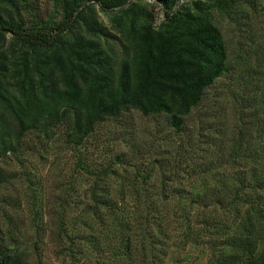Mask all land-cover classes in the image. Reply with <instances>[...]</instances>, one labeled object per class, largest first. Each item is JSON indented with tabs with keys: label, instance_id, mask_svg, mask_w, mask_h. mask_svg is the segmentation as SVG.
Here are the masks:
<instances>
[{
	"label": "trees",
	"instance_id": "trees-1",
	"mask_svg": "<svg viewBox=\"0 0 264 264\" xmlns=\"http://www.w3.org/2000/svg\"><path fill=\"white\" fill-rule=\"evenodd\" d=\"M153 1L162 12L157 23L146 0H58V18L39 13L35 0H0V159L20 154L25 137L41 141L56 134L90 173L80 157L86 137L97 123L130 109L164 115L176 130L196 110L197 135L213 147L201 161L204 176L191 189L98 184L106 176L100 171L85 201L56 196L48 222L40 199L31 197L32 244L20 246L0 226V264H38L42 249L34 240L40 236L68 264H161L175 229L184 242L205 235L211 264H264V61L258 43L253 58L231 71L226 140L218 127L211 133L204 127H212L208 104L217 101L207 89L232 65L213 12L243 31L250 30L241 27L250 26V17L238 0ZM98 10L110 12L112 30ZM244 36L255 43L260 35ZM6 179L0 167V182Z\"/></svg>",
	"mask_w": 264,
	"mask_h": 264
},
{
	"label": "rangeland",
	"instance_id": "rangeland-1",
	"mask_svg": "<svg viewBox=\"0 0 264 264\" xmlns=\"http://www.w3.org/2000/svg\"><path fill=\"white\" fill-rule=\"evenodd\" d=\"M146 1L154 16L153 23H157L162 15L160 5L153 0ZM185 1L187 0H177L175 6ZM35 2L39 13L58 18V0ZM237 2L242 12L250 17L247 20L250 26L243 24L242 29L250 28L249 32L257 31L260 36L257 38L258 42L250 41L244 36L248 31L237 30L232 20L213 12L214 23L225 44L227 60L232 65L228 72L218 77L207 89L208 98L216 95L217 101L216 104H208L212 111L209 116L212 127H204L210 129V133L214 131V127H218L215 130L220 129L224 140L232 125V122H228L231 121L229 91L235 88L232 79L234 74L231 71L240 62L253 58L252 49L257 43V51L264 61V0ZM109 13L97 11L98 19L112 30L109 28ZM242 21L246 20L240 22ZM197 120L198 114L194 110L186 117L181 129L176 130L168 125L164 115H145L132 109L121 117L105 119L95 125L86 137L84 146L80 147V157L87 164L90 173L77 166L78 152L62 144L56 134L49 140L41 141L34 136L25 137L20 154L15 156L7 153L0 159L1 170L7 178L0 182V226L4 230H11L20 246L30 247L34 238L32 218L35 217L32 215L35 207L28 204L30 198L40 199L43 219L48 222L49 212L56 205V196L63 199L66 197L69 201H85L86 190L95 174L100 171H104L106 176L98 179V184L115 186L121 183L127 186L129 182H144L147 186H155L160 182L164 186H180L185 190L197 186L201 176H204L200 171L203 169L201 161L209 159L213 150L212 144L207 142L203 134L197 135ZM222 145L223 143L219 148ZM116 155H120V159ZM171 197L172 201L176 198ZM168 235L161 264H211L208 259L210 249L202 240L205 235L200 236L201 239L197 242H184L177 229ZM39 239V242L34 240L36 246H41L42 249L38 264H68L61 256L51 252L53 243L47 236H40Z\"/></svg>",
	"mask_w": 264,
	"mask_h": 264
}]
</instances>
